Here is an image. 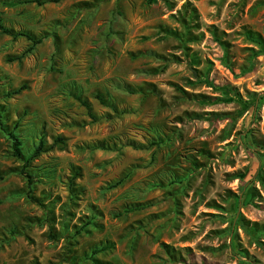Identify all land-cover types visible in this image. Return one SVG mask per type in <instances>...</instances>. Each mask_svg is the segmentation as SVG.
<instances>
[{
    "label": "rangeland",
    "instance_id": "374dc122",
    "mask_svg": "<svg viewBox=\"0 0 264 264\" xmlns=\"http://www.w3.org/2000/svg\"><path fill=\"white\" fill-rule=\"evenodd\" d=\"M12 1L44 40L0 35V264H264V0Z\"/></svg>",
    "mask_w": 264,
    "mask_h": 264
},
{
    "label": "trees",
    "instance_id": "16d2710c",
    "mask_svg": "<svg viewBox=\"0 0 264 264\" xmlns=\"http://www.w3.org/2000/svg\"><path fill=\"white\" fill-rule=\"evenodd\" d=\"M62 0H13L11 2L12 6L14 5H27V4H37L39 6H43L46 3H59ZM158 1H164L167 2V0H149V3H157ZM0 35H6L9 37H12L13 39H18V38H25L27 39L29 42L32 43V46L20 57H16L13 59H10V62L13 61H20L22 60V58L27 54L30 53L31 51L34 50V48L38 45H40L43 40V38H39L34 36L31 33L28 32H23V31H14L10 28H7L4 24L2 19L0 18ZM27 87L25 85L21 86L20 88L16 89L15 91H13L12 93H8V96H13V95H19L21 94L22 91H24ZM71 97L76 100L81 106H83L86 111L88 116L95 120L97 119L95 113L93 112V108L91 106V104L89 103V101L85 98H83V94L81 91L78 90H74L71 92ZM97 100L104 106L106 107H110L112 108V106L110 105V103H108L101 95L97 96ZM9 137L12 141V145H11V149H12V157L20 160L23 163V166L21 168L20 173L25 177L26 181H27V188L28 191L30 193H32L34 186L38 183V175L37 174H32L30 172V168H31V163L37 159L38 157H40L43 153H45L47 151V148L44 145V142L41 140L39 142V144L37 145V147L34 149L33 153L27 157L25 156V154L22 151V141L19 139V137L12 131L9 134ZM53 146L54 147H58L59 149H64V147L66 146V141L64 139V137L62 136H57L54 141H53ZM87 224H91V223H87ZM85 227H81L80 232L84 231ZM109 249V246H104L99 248L98 250H95L93 252V254H98L101 252H104L106 250Z\"/></svg>",
    "mask_w": 264,
    "mask_h": 264
}]
</instances>
